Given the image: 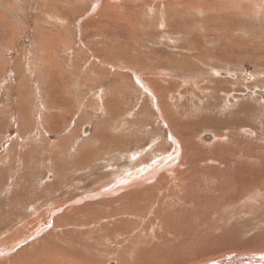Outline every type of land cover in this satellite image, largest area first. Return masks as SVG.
<instances>
[{
	"label": "rangeland",
	"instance_id": "1",
	"mask_svg": "<svg viewBox=\"0 0 264 264\" xmlns=\"http://www.w3.org/2000/svg\"><path fill=\"white\" fill-rule=\"evenodd\" d=\"M180 1L0 0V248L19 240V232L28 235L38 230L51 208L56 218H65L68 207L75 211L90 205L91 201L77 206L71 202L94 191L106 178L160 165L175 147L157 108L166 115L172 99L187 103L189 120L196 118L200 108V116L221 122L218 129H190L200 144H213L214 136L229 130L239 141L249 142L244 143L249 150L253 144L264 145V99L230 96L257 89L264 92V0ZM64 42L67 46L62 47ZM133 71H141L142 75L137 73L142 82L155 79L168 87L164 107L136 82L130 75ZM223 72L231 78L220 76ZM201 87L219 91L214 95L208 91L204 99ZM224 87L229 89L225 94ZM115 88L119 90L116 98ZM198 94L203 101L189 103ZM115 100L120 104L116 109L97 106ZM243 102L257 110L238 111L237 105ZM209 104L216 105L215 111ZM176 108L173 104L170 115ZM225 121L229 123L224 126ZM205 135L212 139L203 140ZM259 176L263 178L238 200L239 206L247 204L249 212L236 209L228 217L223 209V217L214 218L207 211L205 217L199 212L197 218L186 216V224L170 227L157 214L140 218L143 214L137 212L134 229L140 226L145 231L134 243L139 240L141 252L147 249L158 258L160 250L174 254L158 264L264 259L263 168ZM205 181L207 187L213 186ZM170 198L176 203L174 196ZM63 203L65 208L58 210ZM151 206L152 201L143 212ZM162 224L159 231L156 225ZM164 241L168 242L165 249H153ZM174 246L178 251L174 252ZM102 250L108 257L112 254L105 264H134L137 259L115 240L104 241ZM251 263L255 264H239Z\"/></svg>",
	"mask_w": 264,
	"mask_h": 264
},
{
	"label": "bare ground",
	"instance_id": "2",
	"mask_svg": "<svg viewBox=\"0 0 264 264\" xmlns=\"http://www.w3.org/2000/svg\"><path fill=\"white\" fill-rule=\"evenodd\" d=\"M177 1L179 2L180 0ZM170 3L172 2H168L167 4ZM236 3H238V1H236ZM230 9L232 8L230 7ZM43 43L42 45H45V48L48 47L45 41ZM65 46H67V42L62 44V47ZM49 49L51 50V48ZM101 60L103 61L101 58L99 62H102ZM44 63L48 64V62ZM137 72L142 75L141 71H136V73L133 71L130 75L136 78V82L138 81L141 87L146 89L147 92H150L154 101L159 100V103L164 107V100L165 98L168 99V87L164 88L165 85L163 83L159 84V80L157 82V80L155 81V79L151 78V80L147 81L148 83L142 82ZM219 75H226L231 78V76L225 72L219 73ZM220 83L222 82H219V86H221ZM225 83L231 84V82L229 83L228 81ZM201 88L206 96L204 99H207L208 91L213 95L219 91H217L216 87H211V89L208 87ZM227 89L224 87L221 92L225 94L229 90ZM113 90L114 98L118 97L117 93H119V90L116 88ZM109 92L110 96L111 91L108 90V93ZM258 92L264 94V92L258 89L250 93H252L251 95L253 96L257 95ZM234 95L242 94H230L232 98H234ZM103 96H106V94ZM202 96V94H198L193 99H189V103L196 99L198 101L197 105H199V103L203 101ZM172 101L174 102L173 104L177 106L173 111L174 115L172 113L170 115L173 104L169 105L166 103V115L157 108L162 126L169 130V138L175 147L171 155L164 157V160L161 159L160 165H157V163L145 165V167L137 170L135 169L126 175L122 174L121 177H118L116 173L114 174L116 178H106L107 182L99 185L94 191L84 193L78 197H73L71 204L75 206L84 204V201H91L92 203L75 211L73 207H68L70 212L67 213L68 215L65 218H56L58 217L56 211L51 208L50 213H45V215H48L45 219L46 221L43 219L38 230L28 235H22L19 232V240H16V242L12 241L11 246L0 248V255L3 257L2 260H0V264H60L56 261L58 259H69L68 262L62 264H105L112 254L108 257L106 254L107 251L102 250L103 242H111L114 240L120 243V249L126 250L128 253L131 251V258H137L134 264H158V261L163 258L165 259V257L166 259H171L170 256H174V254L168 256L165 250H160L158 258L147 249H142L141 252L138 244L140 241H137V245L134 242L142 236L143 228H139L140 226H138L136 230L134 229L135 222L133 217H135V213L142 212L143 215H141L140 218L147 217L150 214L151 217H154V215L157 214L158 218H162V222L167 223V227H170L171 224L178 226L179 223H183L186 216L190 219L191 217L197 218L199 212H201L204 217L207 214V216L209 215L213 218L216 217V215L222 216L223 209L228 211V217L236 212V209H239V212H246L247 210V212H249L250 209L246 207L247 204L239 206L238 200L243 197L254 181L263 178V176H259V172L261 168L264 169V145L259 147L256 145L258 149H254L256 146L250 143L249 145H253L251 146L252 148H250L251 150H249L247 146H244L246 142L242 141V143L236 139L229 130L220 136L217 135L218 137L214 136L213 139L209 135L202 136L203 140H205V137H209L208 139L211 138L215 143L200 144L198 140H195L190 129H197L198 126L218 129L221 127V122L214 118L200 116L199 113H201V111H199L200 108H198L199 106L197 105H195V108L196 106L198 108L196 110L198 114H195L196 118L189 120L186 116V109H184L187 103L183 104V102L176 101V98L172 99ZM235 102L237 103V101ZM245 103L236 104L237 110L247 113L257 110L254 108L255 105L253 106ZM105 105L107 111H109V106H114L116 109L120 104L117 103V100L109 103L100 102L97 104L99 109L103 108L104 110ZM209 105L212 109H214L213 106L216 107L214 104ZM210 112L212 111L210 110ZM243 122L247 123L245 119H243ZM223 123H225V126L226 124L228 125L229 121ZM105 129L102 130L103 133L106 132ZM247 132L250 133L249 131ZM248 138L245 137V139ZM248 141L253 142L251 138ZM106 143L111 142L107 140ZM106 143H104V145H109ZM257 151L262 154L259 155ZM190 154L193 155L192 158L189 156ZM132 169L134 168L132 167ZM109 177H113V174H109ZM205 180L210 181L213 186L210 185L207 187L208 184L206 185L207 182ZM261 181L263 182V180ZM206 190L208 193L205 196L204 192ZM234 190H236L235 193ZM238 192L240 193L239 197L237 195ZM227 193L232 194H229L228 198L224 197ZM171 196L176 198V203L170 198ZM150 201H152L151 208L147 212H143ZM65 204L66 203L59 205L58 210L62 211V208H65ZM235 204L238 205V207H234ZM206 211L207 213L204 214ZM227 216L225 217L226 219ZM24 221L26 220H23V222ZM31 223L32 220L29 224ZM60 223L63 224L60 225ZM156 226L159 231H162L161 229H163L165 225ZM48 228L51 229L44 232ZM20 230L21 229H19V231ZM174 231L178 230L175 228ZM132 235L135 236L133 237ZM135 237L138 238L136 239ZM167 245L168 242L164 241L161 245H158V248L153 247V249H165ZM173 248L175 250L174 252L178 251V247L174 246ZM234 260L227 259L219 264H232ZM248 261H252L255 264H264V259L260 260L259 258H251V260L248 258Z\"/></svg>",
	"mask_w": 264,
	"mask_h": 264
},
{
	"label": "water",
	"instance_id": "3",
	"mask_svg": "<svg viewBox=\"0 0 264 264\" xmlns=\"http://www.w3.org/2000/svg\"><path fill=\"white\" fill-rule=\"evenodd\" d=\"M252 93L248 92V93H245L244 95H234V99H239V98H243V97H251ZM259 94V96L263 97L264 98V94L261 93V92H258L257 95ZM209 137H205V139H208ZM249 258V257H248ZM248 258H236L237 260H234L235 258H231L232 260V264H239V263H247L248 262ZM249 260H251V258H249Z\"/></svg>",
	"mask_w": 264,
	"mask_h": 264
}]
</instances>
